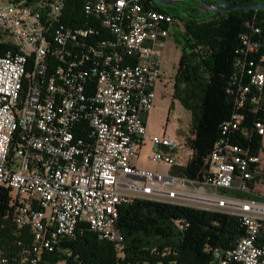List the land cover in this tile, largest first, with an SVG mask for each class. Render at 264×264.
Returning <instances> with one entry per match:
<instances>
[{
  "label": "built area",
  "instance_id": "2783aa9c",
  "mask_svg": "<svg viewBox=\"0 0 264 264\" xmlns=\"http://www.w3.org/2000/svg\"><path fill=\"white\" fill-rule=\"evenodd\" d=\"M175 22L141 0L0 4V193L8 190L11 220L30 235L11 256L0 249V264H40L44 253L84 228L117 242L118 207L135 198H190L237 211L246 236L220 263L264 264V206L197 191L190 196L177 188L188 181L134 165ZM245 74L239 105L250 87L256 93L264 87L263 68ZM240 120L233 114L222 134ZM256 129L262 136L264 125ZM151 141L153 161L179 165L177 139ZM209 162L208 185L230 189L238 178V189L247 190L248 166L260 165V156L222 140Z\"/></svg>",
  "mask_w": 264,
  "mask_h": 264
},
{
  "label": "trees",
  "instance_id": "16d2710c",
  "mask_svg": "<svg viewBox=\"0 0 264 264\" xmlns=\"http://www.w3.org/2000/svg\"><path fill=\"white\" fill-rule=\"evenodd\" d=\"M141 2L174 18L172 38L181 45L172 98L191 114V137L187 140L190 155L183 165L171 166L169 174L195 187H210L221 196L264 204V196L254 192V183L263 177L259 164L248 166L251 178L245 181L247 190L238 189V178L230 189H215L207 184L213 175L209 157L220 141L255 157L262 152V136L256 124L264 125V87L260 93L250 87L241 105L238 89L249 84L245 70L259 67L264 71V9L207 11L193 16L153 0ZM249 43L255 45L253 50L248 48ZM233 114L241 116L238 128L223 135L222 126ZM11 210L8 190L3 189L0 249L9 256L19 250L18 243L30 241L27 231L13 224ZM114 227L121 240H101L84 228L74 238L60 241L52 252L44 253L40 264H221L246 236L239 215L145 198L122 203Z\"/></svg>",
  "mask_w": 264,
  "mask_h": 264
},
{
  "label": "rangeland",
  "instance_id": "374dc122",
  "mask_svg": "<svg viewBox=\"0 0 264 264\" xmlns=\"http://www.w3.org/2000/svg\"><path fill=\"white\" fill-rule=\"evenodd\" d=\"M6 0H0V4ZM177 30L181 29V25L177 23ZM172 32L166 39L165 45L162 49L161 55V78L155 87V100L152 108V120L148 126L150 137L143 139L140 148L137 150L134 165L138 168H143L154 173L167 175L171 172V166L163 162H156L151 159L153 155L154 146L151 141L152 136L169 137L178 140L179 149L177 151L176 159L178 163H184L190 155L189 148L187 147V140L191 137V114L186 110L179 101L172 98L173 94V77L176 72L177 64L181 54V45L176 44L172 38ZM260 168L263 170V177L254 183V192L264 196V131L262 134V152L260 155ZM193 192H202L214 194L223 198L210 187L202 188L190 186ZM194 194V193H193ZM196 196V194H194ZM231 199V198H229ZM238 201L236 199H232ZM242 201V200H241ZM176 204L188 205L197 208H205L210 210H217L227 213H238L223 207H216L211 203L202 201H184L174 200ZM243 202L250 203L244 200ZM255 205L264 206L262 203Z\"/></svg>",
  "mask_w": 264,
  "mask_h": 264
},
{
  "label": "water",
  "instance_id": "95a60500",
  "mask_svg": "<svg viewBox=\"0 0 264 264\" xmlns=\"http://www.w3.org/2000/svg\"><path fill=\"white\" fill-rule=\"evenodd\" d=\"M155 3L160 4V5H172L173 3L180 1V0H153ZM201 2H203L204 4H206L208 6V8L213 12V13H220V12H226V11H230L233 9H259L262 10L264 9V3H249V4H235V3H230L226 0H215L216 2L219 3V5H213V4H207L202 0H199ZM187 49L189 46V42L188 40H186L185 43ZM246 203L247 202H243ZM253 203V202H251Z\"/></svg>",
  "mask_w": 264,
  "mask_h": 264
},
{
  "label": "flooded vegetation",
  "instance_id": "af4514ba",
  "mask_svg": "<svg viewBox=\"0 0 264 264\" xmlns=\"http://www.w3.org/2000/svg\"><path fill=\"white\" fill-rule=\"evenodd\" d=\"M202 1H204L207 4H210L207 1H211L214 3L213 5H219V3L216 2L215 0H202ZM168 6L174 8L175 10L184 11L187 14H192L193 16L195 15L199 16L201 13L211 11L206 4H204L199 0H180Z\"/></svg>",
  "mask_w": 264,
  "mask_h": 264
},
{
  "label": "crops",
  "instance_id": "0c3cea01",
  "mask_svg": "<svg viewBox=\"0 0 264 264\" xmlns=\"http://www.w3.org/2000/svg\"><path fill=\"white\" fill-rule=\"evenodd\" d=\"M155 100V99H154ZM152 110L151 111H149L145 116H144V121H145V124H146V126H147V137H145L144 139H147V138H149L150 137V132H149V123L151 122V120H152ZM143 141V140H142ZM142 144V143H141ZM185 163V162H184ZM183 163V164H184ZM182 163L180 164L179 163V165H183ZM143 169V168H142ZM190 186H191V184H189V183H185L184 185H182L181 183H178L177 184V188H180V189H182V190H184V191H186L187 193H189V195L191 196L193 193H195V192H193L192 191V189L190 188ZM184 201H193V199H187V200H184ZM195 201V200H194Z\"/></svg>",
  "mask_w": 264,
  "mask_h": 264
}]
</instances>
